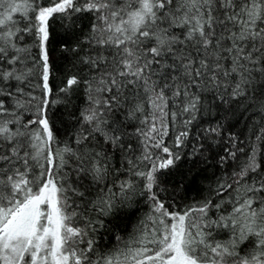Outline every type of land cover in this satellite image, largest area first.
Here are the masks:
<instances>
[{
    "label": "snow or ice",
    "instance_id": "6c2138e0",
    "mask_svg": "<svg viewBox=\"0 0 264 264\" xmlns=\"http://www.w3.org/2000/svg\"><path fill=\"white\" fill-rule=\"evenodd\" d=\"M33 3L0 0V264H264V143L231 183L217 185L220 197L243 189L231 212L211 198L172 212L157 195L158 174L191 163L183 187L208 162L223 125L197 133L193 124L210 106L255 110L264 131V0ZM30 11L17 26L13 13L28 19ZM78 12L92 13L93 23L86 37L61 45L69 67L57 75L49 22ZM55 105L76 121L62 147ZM224 151L221 166L236 157ZM109 154L142 181L158 216L134 247L98 255L102 216L114 197L127 201L137 191L125 179L112 195L89 199L93 186L99 195L115 183Z\"/></svg>",
    "mask_w": 264,
    "mask_h": 264
},
{
    "label": "trees",
    "instance_id": "16d2710c",
    "mask_svg": "<svg viewBox=\"0 0 264 264\" xmlns=\"http://www.w3.org/2000/svg\"><path fill=\"white\" fill-rule=\"evenodd\" d=\"M16 2L21 3L22 0H16ZM29 2L33 3V0H29ZM48 2L49 0H39L42 6L48 4ZM33 7H35V3H33ZM32 15L33 13L30 11L28 19H25L21 13H13V18L17 22V26L22 27L29 22ZM49 23V51L55 60V67L58 69L57 75H60L69 67V59L66 54L62 53L61 45L66 42L75 43L77 38L83 39L86 37L90 25L93 23V14L87 12L74 13L67 22H65L63 16L58 15L53 17ZM25 42L31 44L30 35H25ZM31 52L35 54L38 49L32 46ZM37 82V80H33V83ZM37 92H39V89H37ZM74 103L81 106L82 98L75 99ZM228 107L231 108L230 105ZM253 112L246 114L244 106L240 105L226 113L224 108L212 105L208 111L197 115V120L193 124L194 132H201L204 128L214 127L216 123H219L223 125L221 135L218 142L214 144L212 150L208 153V162L201 163L194 170L193 175L188 180H184L183 187H177V185L187 169L192 167L191 163L182 161L178 170L158 174L161 179L157 195L163 200L169 211L183 213L189 208L203 203L206 198H211L213 202H222L221 212L224 209L231 212L235 201L243 198V189H240L239 192L229 190L223 193V197L216 196L215 190L218 183L226 184L233 181L234 173L244 166L251 148H256L258 156L261 152V144L264 143V131L260 130L262 121L259 116L252 119ZM50 115L59 130L56 146L62 147L60 142L71 135V130L76 121L74 119L70 120L67 112L60 105L53 106ZM228 134L235 138L234 147L232 139L228 138ZM257 135L261 137L260 140L256 139ZM225 148L236 151V157H228L221 166L219 157L227 155L224 151ZM240 149H243V151H240ZM136 156H139V152L136 153ZM109 163L113 170L119 169L109 177L110 182L115 181V183H109L108 185L111 191L107 193L100 192L98 195L96 187L93 186L89 199L98 200L99 196L112 195L119 189V183L125 179L135 180L137 191L127 201H123L121 196L114 197V209L107 215L102 216L103 223L95 233L98 255L101 253L111 255L126 247H134L135 238L141 234L142 230L148 231L154 227L152 220L158 216V214L152 212V202L146 199V193L141 190L142 181L132 177L131 174L125 175L127 170L119 154H109ZM145 163L147 162L140 164L142 169L145 167ZM90 215L95 216L97 213L92 211ZM227 236L226 231H220L218 234V238L221 240L227 239Z\"/></svg>",
    "mask_w": 264,
    "mask_h": 264
}]
</instances>
